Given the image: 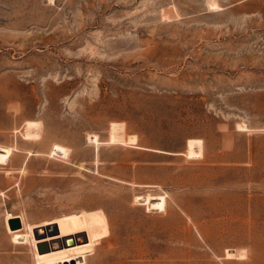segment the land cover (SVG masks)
I'll return each mask as SVG.
<instances>
[{"label":"rangeland","instance_id":"obj_1","mask_svg":"<svg viewBox=\"0 0 264 264\" xmlns=\"http://www.w3.org/2000/svg\"><path fill=\"white\" fill-rule=\"evenodd\" d=\"M0 264H264V0H0Z\"/></svg>","mask_w":264,"mask_h":264},{"label":"bare ground","instance_id":"obj_2","mask_svg":"<svg viewBox=\"0 0 264 264\" xmlns=\"http://www.w3.org/2000/svg\"><path fill=\"white\" fill-rule=\"evenodd\" d=\"M212 6H214L215 7V5L213 4ZM217 6H219V5H217ZM176 9V8H175ZM220 9V8H219ZM177 12V11H176ZM178 13H176V15H177ZM239 125V124H238ZM239 127V126H238ZM89 139L90 140H93V142H95V143H99V136H98V134H96V133H90L89 134ZM130 137V140H129V138H128V141H133V142H135L136 140H137V136L136 135H131V136H129ZM132 139V140H131ZM9 224H10V222H9ZM11 226V225H10ZM21 226H22V224H21ZM21 226L20 227H18V228H21ZM12 228V227H11ZM18 228H13V229H18ZM53 228H55V226L53 227V226H49L48 228H39V231H40V233H42V234H47V230H48V232H50V233H54L55 231H53ZM67 239H71V237H69V238H67ZM66 239V240H67ZM62 240H64V239H62V238H57V239H54V240H52L51 242H50V244L52 245V248H57V247H60V246H62ZM72 243H74V241H71L70 240V242H69V244H72ZM49 243H42V244H40V248H41V250H43L44 248H46L47 250L48 249H50V248H47L46 246L48 245ZM45 250V249H44Z\"/></svg>","mask_w":264,"mask_h":264},{"label":"water","instance_id":"obj_3","mask_svg":"<svg viewBox=\"0 0 264 264\" xmlns=\"http://www.w3.org/2000/svg\"><path fill=\"white\" fill-rule=\"evenodd\" d=\"M9 222L12 228H18L21 226V221L18 217L10 219Z\"/></svg>","mask_w":264,"mask_h":264}]
</instances>
